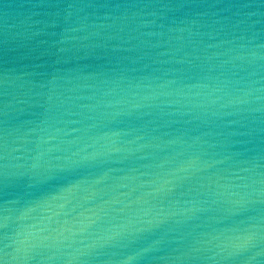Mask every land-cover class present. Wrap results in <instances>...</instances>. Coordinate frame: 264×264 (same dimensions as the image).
<instances>
[{"label": "water", "instance_id": "95a60500", "mask_svg": "<svg viewBox=\"0 0 264 264\" xmlns=\"http://www.w3.org/2000/svg\"><path fill=\"white\" fill-rule=\"evenodd\" d=\"M0 101L8 264H264L261 0H0Z\"/></svg>", "mask_w": 264, "mask_h": 264}, {"label": "snow or ice", "instance_id": "6c2138e0", "mask_svg": "<svg viewBox=\"0 0 264 264\" xmlns=\"http://www.w3.org/2000/svg\"><path fill=\"white\" fill-rule=\"evenodd\" d=\"M261 3H264V0H261ZM119 6V5H117ZM3 101H0V104H2ZM248 239H251V237H249ZM12 257H10L8 255V249L6 247V245L4 246H0V264H8V261L11 260Z\"/></svg>", "mask_w": 264, "mask_h": 264}]
</instances>
